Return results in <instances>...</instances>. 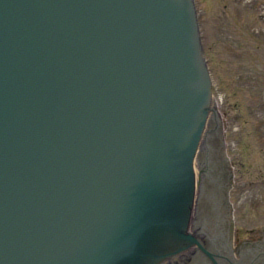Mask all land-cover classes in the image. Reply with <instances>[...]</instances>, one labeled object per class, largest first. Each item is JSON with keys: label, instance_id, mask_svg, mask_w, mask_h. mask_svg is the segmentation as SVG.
<instances>
[{"label": "water", "instance_id": "water-1", "mask_svg": "<svg viewBox=\"0 0 264 264\" xmlns=\"http://www.w3.org/2000/svg\"><path fill=\"white\" fill-rule=\"evenodd\" d=\"M159 1L164 2L168 8L173 11V13H182L183 20L185 21L186 27L189 31L188 36L191 38L193 43L188 47V49L184 46L178 48L177 45L175 47H170L168 60L165 61L159 68L157 67V59L153 60L150 63L151 71L149 72L147 70L133 72L127 71L123 68L121 76L122 86L119 83V79L117 80V84L120 85V90L117 91L113 97L106 95L104 100L103 97H99L98 101L101 105L99 104L100 106H98V110L100 111L101 116L104 117L109 112V108L112 104H114V102H116L120 108L126 104L125 98L127 97V90H124V88L127 86V82L137 86V95L135 94L136 96L134 101L137 103L136 105L138 106L139 116L136 117L134 123L136 121H138V123L134 124L127 122V120H122L125 125L128 123V125H126V130L120 136V143L122 141L125 146H127V131L130 130L132 126H137V129L142 131L143 138L146 139V122L151 121L152 124L156 122V126H158L160 118L164 120V117L168 115L167 112L164 113L161 111L156 103L154 112L152 110L150 112L149 120L142 122V115L139 112V109L145 108L144 101L146 99L159 93H165L166 99L163 106L164 109L168 111L170 105L177 99L178 94L189 89V86L195 85L198 87V93L203 95V101L208 100L209 90L206 82L204 81L205 70L201 57L199 60L201 46L199 44V40L196 39V27L191 3L189 0ZM52 2L48 3L50 4V7H48L43 13H49L52 11ZM73 4H75V6H72V4L69 5L68 2L65 7L70 12H74L76 11V8L72 10L70 6L77 7L80 5L77 4V1ZM12 29H15V27ZM78 32V29L75 28L73 35L70 37L62 36L59 38L60 40H54L52 42L43 40V42H39L41 46L40 49L44 50V57L39 61L42 66L38 67V63L32 58L34 54H36V50L33 48L36 45H32V48L27 50L22 57L12 59L11 65L13 71L6 74L3 85L0 88V112L7 116L6 121L2 123H6L10 126V129H12L10 132L11 140H14L16 143L13 148L10 149V162L7 167V177L9 179L12 177L10 180H12L13 183L19 182L21 185L29 183L34 187V191L36 193L44 191V187H46V189L49 187L52 188L56 184L60 186V189L65 192H69L70 189L74 188L80 181L79 175L81 172L78 170L80 172L78 173L76 170L79 169L78 165L83 159V156L89 154L90 158V155L93 154L97 157V153H99V150H97L98 147L94 149V147H84V145L89 143L91 140H94L95 142L96 140L93 138H97L100 135L97 130H93V125L95 122L100 123L102 117L97 109L94 111L99 117L93 119L91 117V111L87 112V110L83 109L78 104L73 105L71 95L78 94L83 98L85 93L82 91V88L77 86H74V88L71 89L70 85L65 82L63 77L59 78L55 75L56 70L54 69H56L57 63L54 61L55 57L51 56V52L57 53L56 49H60L62 47V49H64V46L67 43L69 45V43L72 42L71 47L73 48L76 44H79L81 47H86V45L92 42L88 39V35L86 34L87 32L81 33L82 35ZM153 32L157 33L158 31L157 29H154ZM147 36V39L151 38L150 33H148ZM171 40L172 38L169 37V41ZM76 41L78 42L76 43ZM44 43H46V45H44ZM30 51H32V53H30ZM16 59H18V63H16ZM50 59H52V61H50ZM22 63H24V65H22ZM44 63H46V65H44ZM26 65H28V67H26ZM34 67L37 68V71H35ZM196 68H198L199 72H197ZM26 69H28V71H26ZM26 76H29L30 78L38 76L45 77V80L35 84L28 82L30 84L29 85L25 82ZM46 81H48V83H46ZM24 82L26 85H24ZM10 83H12V85H10ZM58 83H60V85H58ZM40 85H46V87L38 89ZM26 89L30 92H22V90L26 91ZM10 91H12L14 95H12ZM10 94L12 97L9 101L5 100V97ZM128 98L132 101L131 93L128 94ZM12 107H14V109H12ZM8 109H10V111H8ZM181 110H183V108ZM203 113L204 112L200 110V116H196L198 121H202V117H205L206 113L205 115ZM7 118H9V121ZM164 127L166 128V126ZM106 132L107 130L104 127L102 137L105 136ZM89 137L90 139H88ZM69 138L74 139V143L76 144L74 147H58L59 143L61 144ZM40 139L46 141L49 145H52V143H54V145H52V147H38V141H40ZM1 141L2 143H0V145H3V143H5V138L0 132V142ZM79 145L81 146L77 147ZM129 146L132 147L130 152L126 153L121 158V160L124 159V173H126L125 169L130 171L132 168H135L137 171L139 170V173L134 172L132 176L137 179L142 169L141 166L146 163L147 158L150 155H153L154 157L157 156L156 151L151 147H157L158 145L156 142L154 143L152 139L141 140L137 136L130 135ZM50 149H52V151H50ZM80 149H82V151H80ZM86 149H88V151H86ZM127 149H129V147H127ZM78 151H80L79 154L82 156H79L76 160L71 162L70 167H72V169L65 167L62 161L63 157H66V154H70L71 152L77 154ZM94 151H96V153H94ZM35 152H39L44 157L34 159ZM146 153H148V155ZM1 158H3V153L0 152V159ZM15 162L16 164L14 165ZM38 163H40V165H38ZM62 165H64V167H62ZM146 166L149 167L148 164ZM58 167H60V169H58ZM32 171H34V173H32ZM56 171H58V173H56ZM24 173H26V175H24ZM60 173L65 176H73L75 178L76 182L72 183V187H70V184L62 183V185H60V177H62ZM72 173L74 174L72 175ZM3 178L4 175L0 172V179ZM50 179L56 183L48 186L47 183ZM137 182L138 179L136 183ZM167 182L168 185H177V178L171 177V179H168ZM45 183L46 185H44ZM10 190L12 191V189ZM150 201L153 200L151 199ZM147 202V204L151 206L149 201ZM11 206H13V201H11ZM160 219L163 222L170 221V224L172 225L176 222L179 226L184 224V216L180 213H176L175 211L170 212L165 217H160ZM186 220H188V215H186ZM129 229L133 228L131 227ZM174 231L175 226L172 227L171 232ZM176 231L179 236L186 237L188 239L192 238V236H186L184 233L179 232L177 227ZM105 236L107 237L108 234Z\"/></svg>", "mask_w": 264, "mask_h": 264}, {"label": "rangeland", "instance_id": "rangeland-1", "mask_svg": "<svg viewBox=\"0 0 264 264\" xmlns=\"http://www.w3.org/2000/svg\"><path fill=\"white\" fill-rule=\"evenodd\" d=\"M196 2L214 77L215 103L227 129L225 149L228 155L239 158L235 173L239 188L248 179H264V130L259 132L264 121L259 113L264 107V0ZM235 124L240 130L233 135L231 129ZM235 137L239 141L232 152L230 143ZM200 192L198 188L197 204ZM234 201L237 207L234 233L238 240L245 241L252 235L246 228L264 223V190L255 191L251 201L239 203V196ZM186 253L170 264H190L191 253Z\"/></svg>", "mask_w": 264, "mask_h": 264}, {"label": "bare ground", "instance_id": "bare-ground-1", "mask_svg": "<svg viewBox=\"0 0 264 264\" xmlns=\"http://www.w3.org/2000/svg\"><path fill=\"white\" fill-rule=\"evenodd\" d=\"M212 110H213V107H212ZM211 115H212V118L209 119V122L212 123L211 127L213 126L214 122H216L217 125L213 129L219 128L222 125V122H221L218 111L213 110ZM216 116L219 117L217 120H216ZM210 129L211 128H209V130ZM210 146H211V143H210ZM210 152H211V148H210V151L208 154H210ZM208 164H209V166H212L209 168V173H211L212 169L214 170L213 166L217 164V161H212V158H209ZM195 165L198 168V160L197 159L195 160ZM208 207L212 208L210 205H208ZM207 216H210V215L206 214L205 216H203L201 225H205V220H207V218H208ZM215 218H218V214H216V213L213 215V217L210 216L209 222ZM209 222L206 223V225H205L206 227H207V224ZM207 228L210 230V233L213 234V240L215 242L214 246H217V245L222 246L220 249L216 250L217 253L220 255L219 256L220 258H218L219 264H227L228 252L226 251V249L224 247H227V249L229 248V250L234 249L235 245L232 243V238L229 237V235L227 234V232L225 230H222V232L220 234H218V236H217V233L213 230L212 226L207 227ZM203 261L204 262H201L200 259L198 258L197 251H193L192 255L189 258L190 264H211V262L207 259L203 258ZM165 262L166 261L163 260L160 264H164Z\"/></svg>", "mask_w": 264, "mask_h": 264}]
</instances>
